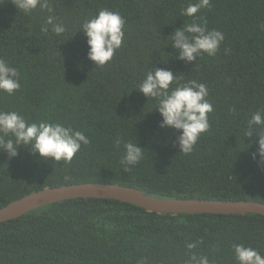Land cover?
Instances as JSON below:
<instances>
[{"label": "trees", "instance_id": "trees-1", "mask_svg": "<svg viewBox=\"0 0 264 264\" xmlns=\"http://www.w3.org/2000/svg\"><path fill=\"white\" fill-rule=\"evenodd\" d=\"M13 2L0 0V57L18 69L21 87L0 94V108L30 122L71 125L90 144L68 164L25 148L11 159L0 151V208L46 187L84 182L165 198L264 202V163L251 155L257 137L243 138L252 113L264 110V0H210L198 15L225 40L215 56L196 64L174 59L168 37L191 22L181 16L190 0H49L66 28L59 37L41 31L46 10L25 14ZM101 9L121 14L125 39L110 63L95 68L78 30ZM150 67L208 87L210 128L191 154L179 153L173 143L179 133L160 128L156 102L135 90ZM117 138L144 148L129 172L120 164ZM191 242L198 243L192 251L214 264H236L233 244L264 254V216L158 213L116 199H65L0 222V264H186Z\"/></svg>", "mask_w": 264, "mask_h": 264}, {"label": "clouds", "instance_id": "clouds-1", "mask_svg": "<svg viewBox=\"0 0 264 264\" xmlns=\"http://www.w3.org/2000/svg\"><path fill=\"white\" fill-rule=\"evenodd\" d=\"M13 3L25 14H30L37 8L46 10L49 15L41 25L42 32L47 34L50 31L57 37L65 33L64 24L56 22L55 11L49 0H14ZM209 6L210 0H190L181 9V16L191 18V22H184L182 27L176 28L168 36L171 47L178 53L169 54L174 59L196 64L204 55L212 57L218 53L225 40L224 33L210 29L206 18L198 15ZM125 23L118 11L101 9L79 25L78 31L86 37L87 59L95 64V68H102L110 63L116 51L121 48L125 39ZM259 27L264 31V24ZM150 68L135 90L148 100L156 102L153 109L161 116L160 128H171L179 133L173 141L179 147V153L191 154L201 136L210 128L208 114L213 111V105L207 99L208 87L194 79L180 83L177 73L167 68ZM20 87V72L0 57V94L12 96ZM254 134L257 139L250 143L257 144L258 148L251 154L252 159L257 160L259 157V162L264 163V110L252 113L243 138H250ZM122 143L120 164L124 171L129 172L143 160L144 148L138 146L137 142H123L120 138L116 139L115 147L119 149ZM88 144L90 139L84 132L71 125L47 120L30 122L17 111L0 108V151H6L9 159L17 157L19 149L25 148L41 160L52 159L54 162L68 164L82 146ZM185 246L188 249L186 264H214L207 255H198L192 251L197 248V242L187 243ZM231 247L236 264H264V254L258 248L242 243Z\"/></svg>", "mask_w": 264, "mask_h": 264}, {"label": "water", "instance_id": "water-1", "mask_svg": "<svg viewBox=\"0 0 264 264\" xmlns=\"http://www.w3.org/2000/svg\"><path fill=\"white\" fill-rule=\"evenodd\" d=\"M78 197L116 199L158 213H257L264 216V202L257 200L165 198L118 183L84 182L46 187L14 200L0 208V222L54 202Z\"/></svg>", "mask_w": 264, "mask_h": 264}]
</instances>
